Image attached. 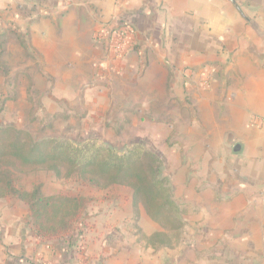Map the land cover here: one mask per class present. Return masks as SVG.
<instances>
[{
  "label": "crops",
  "instance_id": "crops-1",
  "mask_svg": "<svg viewBox=\"0 0 264 264\" xmlns=\"http://www.w3.org/2000/svg\"><path fill=\"white\" fill-rule=\"evenodd\" d=\"M114 19L129 31L120 61L97 40ZM6 30L9 69L43 106L135 122L137 139L167 124L174 153L202 164L170 178L184 209L173 243L154 241L166 231L131 194L91 204L82 236L41 242L27 217L1 264H264V0H0Z\"/></svg>",
  "mask_w": 264,
  "mask_h": 264
},
{
  "label": "trees",
  "instance_id": "trees-1",
  "mask_svg": "<svg viewBox=\"0 0 264 264\" xmlns=\"http://www.w3.org/2000/svg\"><path fill=\"white\" fill-rule=\"evenodd\" d=\"M62 169L78 175L84 186L94 185L100 190L130 188L134 207L143 206L166 231L156 235L154 241L165 236L161 244H168L179 237L184 226L183 210L175 199L171 180L164 174L165 162L143 143L117 148L97 137L36 140L27 130L12 125L0 127V200L16 199L28 207V224L41 242L64 239L75 231L84 235L85 213L99 201L63 194L45 196L39 189L29 192L17 183L16 174L47 170L60 175Z\"/></svg>",
  "mask_w": 264,
  "mask_h": 264
},
{
  "label": "rangeland",
  "instance_id": "rangeland-1",
  "mask_svg": "<svg viewBox=\"0 0 264 264\" xmlns=\"http://www.w3.org/2000/svg\"><path fill=\"white\" fill-rule=\"evenodd\" d=\"M8 40L7 30L0 35V127L12 125L20 130L29 131L36 140L46 138H57L59 140H83L88 137H97L117 148H125L135 143H143L147 148L157 152L165 162L164 174L175 183L183 185L185 182L184 170L188 164L200 167V157H186L174 153L172 147L173 133H170L168 125L146 124V135H156V138H135L136 124L128 122L123 125L120 122L110 123V117H106L103 112L92 113L96 119L88 124L84 122V115L76 114V110L69 109L64 105L51 106L42 100L44 106L39 101L40 91H26L25 71H11L9 69V52L6 43ZM41 89L45 86L40 85ZM39 87V88H40ZM43 87V88H42ZM135 110V109H133ZM132 109H123L132 112ZM158 112H168L166 107L157 108ZM118 115V120L122 117ZM91 115V116H93ZM99 117L102 118L98 119ZM107 118V119H106ZM133 120L136 116L132 117ZM98 119V120H97ZM141 127V126H140ZM155 127V129H154ZM169 133V134H168ZM178 148L184 146L182 140H177ZM179 150H177L178 153ZM204 161L203 163H206ZM17 183L20 187L32 192L39 189L45 196L63 194L70 197L85 196L95 199H108L111 202L118 198L127 199L131 196L132 190L124 187H113L107 190L97 189L94 185H86L80 181L78 175H69L62 169L60 175L47 170H36L26 174H16ZM100 190V191H99ZM130 200L127 199L126 202ZM133 209L136 211L139 207ZM99 207V206H98ZM130 207V206H129ZM183 207V206H182ZM28 207L16 199L0 200V253L6 246L7 237L14 233L16 225L23 224L27 220ZM184 210L183 208H181ZM92 211L94 209H91ZM132 207L129 208V211ZM90 212V209L88 210ZM165 236L158 237L157 243L164 242ZM170 235L166 238V242ZM0 254V261L3 259Z\"/></svg>",
  "mask_w": 264,
  "mask_h": 264
},
{
  "label": "built area",
  "instance_id": "built-area-1",
  "mask_svg": "<svg viewBox=\"0 0 264 264\" xmlns=\"http://www.w3.org/2000/svg\"><path fill=\"white\" fill-rule=\"evenodd\" d=\"M123 27V24L118 19L111 20L107 23L103 35L97 37L99 42L104 38L110 41L114 52V61L122 60L127 52L129 31Z\"/></svg>",
  "mask_w": 264,
  "mask_h": 264
}]
</instances>
